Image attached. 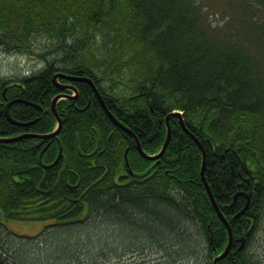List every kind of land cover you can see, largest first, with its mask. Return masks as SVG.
<instances>
[{
    "label": "trees",
    "instance_id": "1",
    "mask_svg": "<svg viewBox=\"0 0 264 264\" xmlns=\"http://www.w3.org/2000/svg\"><path fill=\"white\" fill-rule=\"evenodd\" d=\"M37 37L49 44L41 58L31 51ZM0 49L44 62L0 71V211L48 221L27 236L0 220V264L116 257L119 249L92 244L99 224L126 225L129 250L160 246L171 261L207 245L213 264L229 232L202 176V147L205 178L233 233L217 264H257L249 248L264 224V0H0ZM57 73L91 78L149 155L161 151L173 111L189 132L171 116L164 153L148 158L90 82L61 76L69 86L59 87ZM61 93L74 96L56 103L55 135L2 140L56 130L52 102ZM12 100L11 117L32 123L8 117ZM238 191L250 193V206L235 218L247 202ZM30 245L44 253L39 260L23 251Z\"/></svg>",
    "mask_w": 264,
    "mask_h": 264
},
{
    "label": "rangeland",
    "instance_id": "2",
    "mask_svg": "<svg viewBox=\"0 0 264 264\" xmlns=\"http://www.w3.org/2000/svg\"><path fill=\"white\" fill-rule=\"evenodd\" d=\"M209 12L210 14L213 13V17L215 18L217 17L218 19L219 15H217L215 11L211 10ZM37 38L40 39L41 37H37ZM36 43L38 44L33 45V49L31 51L37 53L42 50L44 52V50L46 49L45 47L49 45L48 42H46V40H41V42H38L36 40ZM31 51L25 50L23 53L16 52V53L8 54L2 52V50L0 49L1 73L6 75L8 74L7 72L11 74L12 72L20 68H22V70H25L32 67L33 68L42 67L44 62H41V60L39 59L41 58V56H39V53L37 54L39 56L38 58V56L35 53H31ZM0 220L3 221V223L6 226H8L9 229L14 233L27 235V236L37 235L39 232L43 230L44 225L48 223L47 220H42V219L27 220V219L7 218L2 211H0ZM99 225L100 228L98 227L94 232L95 239L92 244L98 247H100V245H107L109 246L110 250H112L113 252L114 250L117 251L119 249L118 250L119 253L116 254V257L111 258L110 256L109 257L110 259L103 260L101 258L99 259L97 264H208L210 260L207 254L205 253V251H203L204 248L207 247V245L204 244L198 249H196L194 245V248H192L188 252L183 251L181 255L178 254L179 255L178 261L169 260V256L167 258V251L164 248H160V246L147 247L148 245H146L141 248V245H138L135 248L136 250L134 249L135 251L129 250L130 248H128V246L130 244L131 239L128 237L127 234L125 235L123 231H127V230L131 231L132 229H129L126 225L122 228L123 230L118 226H114V225L112 227H110L111 225H107V224L106 225L99 224ZM120 225H122V223ZM133 235H136V233L134 232ZM70 239L72 241L75 240L74 238H69L68 240ZM185 239L182 240L183 243L187 244L188 246L192 244V241L190 242V239H186V240ZM28 240L31 239L28 238L27 241ZM86 241L88 242L87 239ZM54 244L52 251L55 253L56 250H58L59 245L57 246L56 244L55 245ZM32 247L34 246L31 245L26 246L25 249L23 248V251L26 254H28L30 257H32L33 254V258L34 259L37 258L39 260L40 256H42V254L44 253L41 252L39 254L33 253L35 251H33ZM66 247L67 245L65 246V249ZM125 249L126 252H124ZM249 249H250V253L253 255L254 259L256 260L257 264H264V224L257 231ZM94 262L95 259L93 263ZM73 263L75 264V262ZM82 264H90V261L82 260Z\"/></svg>",
    "mask_w": 264,
    "mask_h": 264
},
{
    "label": "water",
    "instance_id": "3",
    "mask_svg": "<svg viewBox=\"0 0 264 264\" xmlns=\"http://www.w3.org/2000/svg\"><path fill=\"white\" fill-rule=\"evenodd\" d=\"M61 76H66L67 78H69V79H71V80H83V81H88V82H90V83L92 84V86H93L95 92L98 94V96H99V98H100V100H101L103 106H104L105 109L107 110L108 114L111 116V118L116 122V124L122 126L123 128H125L126 130H128V131L130 132V134L134 137V139H135V141H136V143H137V146H138V148H139V151H140L144 156H146V157H148V158L156 159V158L160 157V156L164 153V151H165V149H166V147H167V144H168L169 141H170V137H171V125H170V122H169V118H170L171 116L174 115V116H177L178 118H180V121H181L182 125H183L184 128L189 132V130L187 129V127H186L185 124H184L183 117H182V113H181L180 111H173V112L170 113V114L167 116V118H166V120H167V127H168V134H167L166 141H165V143H164V145H163L161 151H159V152H158L157 154H155V155H149V154H147V153L142 149L141 143H140L138 137L134 134V132H133L132 130L128 129L127 127L123 126V125H122V124H121V123H120V122H119V121L113 116V114L108 110V108L106 107V105H105V103H104V100H103L102 96L100 95V93H99L97 87L95 86V84H94V82H93V80H92L91 78H89V77L70 76V75H65V74H63V73H57V74H55V76H54V82H55L59 87L69 86L68 84H62V85H60V83H58V78L61 77ZM66 95H67V94H65V93H64V94H63V93L58 94L57 96L54 97L53 102H52V109H53V112L55 113V115H56V117H57V119H58V128H57L56 130H54V131L51 132V133H47V134H39V133H24V134H21V135L16 136V137L2 138V140H3V141H13V140L21 139V138H23V137H25V136H36V137L48 138V137H51V136L55 135V134L59 131V129H60L61 125H62L61 118L59 117V115H58V113H57L56 103H57V101H58L59 99L64 98ZM68 96H70V95H67V97H68ZM70 97H71V96H70ZM72 97H73V96H72ZM14 101H16V100L9 101V102L7 103V105H6V110H7V115H8V117H9L11 120H13L15 123H18V124H21V125H27V124L32 123L33 121H31V122H21V121H16V120H14V119L11 117V115H10V113H9V107H10V105L12 104V102H14ZM191 135H192V134H191ZM192 136H193V135H192ZM196 140H197V139H196ZM197 141H198V140H197ZM198 143H199L200 146L202 147V145H201V143H200L199 141H198ZM202 153H203V158H204V161H203V167H202V176H203L204 182H205V184H206V186H207V189H208V191H209V194H210V196H211V200H212V202H213V205H214V207L216 208V211H217L218 215L220 216V218L222 219V221H223V222L225 223V225L227 226V229H228V232H229V242H228L227 246L225 247V249L223 250V252H221L218 256H216V257L214 258V262H213V264H217L218 261L221 260V259H223V258L228 254V252L230 251V248H231V245H232V242H233V233H232V228H231V225H230L229 220L225 217V215L223 214L221 208H220L219 205L216 203V201H215V199H214V197H213V194H212V192H211L210 186H209V184L207 183V180H206V178H205V168H206V159H205V157H206V154H205V151H204L203 147H202ZM58 160H59V158H58L55 162H57ZM242 194L245 195V196L247 197V202H246V204L244 205V207H243V208H242L237 214H235V216H234L235 218L238 217V216H240V215H242V214L248 209V207L250 206V193H248L247 191H238V192H236V194H235V199H236L238 196L242 195ZM241 241H242V243H241V246H242V245L244 244V242H245V238L242 237V238H241Z\"/></svg>",
    "mask_w": 264,
    "mask_h": 264
},
{
    "label": "flooded vegetation",
    "instance_id": "4",
    "mask_svg": "<svg viewBox=\"0 0 264 264\" xmlns=\"http://www.w3.org/2000/svg\"><path fill=\"white\" fill-rule=\"evenodd\" d=\"M242 196H245V195H242Z\"/></svg>",
    "mask_w": 264,
    "mask_h": 264
}]
</instances>
